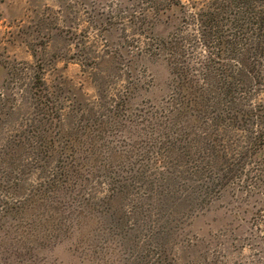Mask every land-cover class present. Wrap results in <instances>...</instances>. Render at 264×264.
Listing matches in <instances>:
<instances>
[{"label":"trees","instance_id":"1","mask_svg":"<svg viewBox=\"0 0 264 264\" xmlns=\"http://www.w3.org/2000/svg\"><path fill=\"white\" fill-rule=\"evenodd\" d=\"M143 4L155 24L168 29L158 34V50L168 63L170 86L156 112L141 115L147 146L134 155L140 167L114 178L120 158L113 155L103 166L98 153L112 122L133 121L134 78L120 97L111 99L104 82L96 81L98 104L74 117L62 114L60 91H50L34 72L23 89L29 112L24 114L10 88L21 77L10 70L0 93V130L15 127L17 135L0 147V218H27L44 206L57 214L55 199L65 196L79 204L81 214H91L95 206L89 187L105 174L111 179L108 198L101 202L112 206L109 219L118 220L117 228L125 231L121 207L135 189L157 199L152 204L157 212L175 217L185 208H202L237 182L264 180V0ZM28 175H37L38 183L27 189L22 182ZM9 196L17 199L15 207ZM146 201L139 200L140 207L130 212L143 216Z\"/></svg>","mask_w":264,"mask_h":264},{"label":"rangeland","instance_id":"2","mask_svg":"<svg viewBox=\"0 0 264 264\" xmlns=\"http://www.w3.org/2000/svg\"><path fill=\"white\" fill-rule=\"evenodd\" d=\"M143 3L0 0V93L10 70L17 73L21 78L10 88L22 113H29L23 89L34 72L45 78L50 91H60L62 114L74 117L98 104L96 81L104 82L109 99L124 93L130 77L136 81L133 121L112 122L98 144L103 166L113 155L120 158L114 178L140 167L134 155L146 152L147 146L141 115L151 116L169 96V66L158 50V34L168 29L155 24ZM195 3L201 6L202 0ZM16 135L15 127L2 128L0 147ZM261 171L264 175V167ZM103 175L89 187L95 206L91 214H81L68 196L55 199L57 214L49 206L27 218L2 214L0 264H264V180L237 182L202 208H185L175 217L157 212V199L144 198L140 187L121 207L122 231L118 220L109 219L112 206L101 202L108 198L111 179ZM23 179L27 189L38 183L37 175ZM8 199L17 205V199ZM139 200H148L141 217L130 212L140 207Z\"/></svg>","mask_w":264,"mask_h":264}]
</instances>
